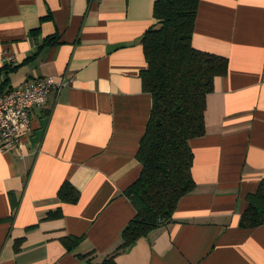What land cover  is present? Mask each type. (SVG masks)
Wrapping results in <instances>:
<instances>
[{
	"label": "crops",
	"instance_id": "0c3cea01",
	"mask_svg": "<svg viewBox=\"0 0 264 264\" xmlns=\"http://www.w3.org/2000/svg\"><path fill=\"white\" fill-rule=\"evenodd\" d=\"M156 1L0 0V93L65 81L0 151V264H96L119 246L153 108L141 75ZM193 46L229 60L190 142L197 189L117 264H264V225L241 227L264 180V0H201ZM68 182L77 204L59 199Z\"/></svg>",
	"mask_w": 264,
	"mask_h": 264
},
{
	"label": "trees",
	"instance_id": "16d2710c",
	"mask_svg": "<svg viewBox=\"0 0 264 264\" xmlns=\"http://www.w3.org/2000/svg\"><path fill=\"white\" fill-rule=\"evenodd\" d=\"M200 1L155 3V25L142 40L148 66L141 75L145 92L153 97V108L137 155L142 174L125 192L137 213L115 251L96 264H117V257L129 252L139 240L171 223L180 202L197 189L190 142L206 136L207 97L214 92L216 79L229 72L227 58L193 46ZM59 199L77 204L80 193L68 182L60 189ZM248 202L241 227L264 225V180ZM58 217L60 211L49 215ZM83 241L73 237L63 242L74 251Z\"/></svg>",
	"mask_w": 264,
	"mask_h": 264
},
{
	"label": "built area",
	"instance_id": "2783aa9c",
	"mask_svg": "<svg viewBox=\"0 0 264 264\" xmlns=\"http://www.w3.org/2000/svg\"><path fill=\"white\" fill-rule=\"evenodd\" d=\"M64 85L65 81L48 77L0 93V151L17 150L21 134L31 126L33 111L43 108L51 94L59 93Z\"/></svg>",
	"mask_w": 264,
	"mask_h": 264
}]
</instances>
